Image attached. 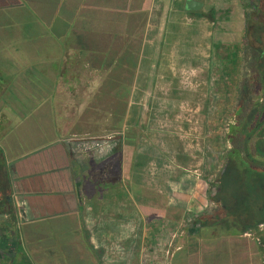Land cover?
Returning a JSON list of instances; mask_svg holds the SVG:
<instances>
[{"label":"crops","instance_id":"0c3cea01","mask_svg":"<svg viewBox=\"0 0 264 264\" xmlns=\"http://www.w3.org/2000/svg\"><path fill=\"white\" fill-rule=\"evenodd\" d=\"M244 31L241 0H0V264H138L139 217L168 264H264L201 175Z\"/></svg>","mask_w":264,"mask_h":264},{"label":"trees","instance_id":"16d2710c","mask_svg":"<svg viewBox=\"0 0 264 264\" xmlns=\"http://www.w3.org/2000/svg\"><path fill=\"white\" fill-rule=\"evenodd\" d=\"M241 2L245 10L244 72L228 108L233 122L223 138L231 147L212 184L213 199L224 206L216 225L223 222L224 214L228 216L226 225L233 231L227 234L232 236L258 231L264 221V0ZM124 140L131 145L127 135Z\"/></svg>","mask_w":264,"mask_h":264},{"label":"rangeland","instance_id":"374dc122","mask_svg":"<svg viewBox=\"0 0 264 264\" xmlns=\"http://www.w3.org/2000/svg\"><path fill=\"white\" fill-rule=\"evenodd\" d=\"M217 109V114L216 118L214 120V116L212 120H209L208 118L206 119V122L204 123V127L199 123L200 127V132L201 133H206V139L203 138V142L205 140L204 145V154L202 156L204 165L202 169V178L208 183V184H216L219 174L222 170L223 164L226 159V152L230 149L231 145L224 141V135L227 133L228 130V125L231 124L232 117H231V109H228V107L225 106V110L222 105H218L216 107ZM227 111V112H226ZM226 112V113H225ZM222 113H225L224 115ZM144 121L140 123L141 126H143ZM220 139V140H219ZM201 144L202 141L200 140ZM210 186V188H211ZM214 190V189H213ZM211 191V189H210ZM222 206V205H221ZM219 206L217 205L216 207L210 206V210H215ZM220 212H224L221 210ZM223 222L220 223V225H217L213 229H215L216 233L218 236H223L227 234L228 232H232L233 228L228 227L226 224L228 223V220L230 219L228 216H225V214L221 217ZM143 219L145 218L139 217L138 218V226L141 225V228L139 229L137 233V261L138 264H158L162 263V261H167V263L170 260V257H165V250L168 248V243H174L176 240V237H178L179 233L175 232L173 235H176L174 238H172V235L169 234L171 229L165 230V232H162L161 235L158 236V240L153 241V243L147 244L146 242L148 241L149 238H147V233L145 230L146 223L143 222ZM186 223V221H185ZM181 225L183 226V224ZM188 224V223H187ZM175 226H172L174 228ZM261 228L258 227V232L257 234H253V238H256L255 236L258 237L259 240L260 237H264V231L260 230ZM144 232V233H143ZM208 231L202 232V236L204 240L208 238ZM168 237L165 242L162 241V239ZM206 238V239H205ZM162 241V242H161ZM174 241V242H173ZM164 244V245H163ZM163 259V260H162Z\"/></svg>","mask_w":264,"mask_h":264},{"label":"built area","instance_id":"2783aa9c","mask_svg":"<svg viewBox=\"0 0 264 264\" xmlns=\"http://www.w3.org/2000/svg\"><path fill=\"white\" fill-rule=\"evenodd\" d=\"M173 234H172V238H174L176 236V235H173ZM245 235L248 236V237L250 236L249 233H245ZM172 244H173L172 242L169 243L168 246H167L168 248L164 252L166 258L169 257V256H172V253H173V250H174L173 249L174 246ZM158 264H168V263H167V261H162V263H158Z\"/></svg>","mask_w":264,"mask_h":264},{"label":"water","instance_id":"95a60500","mask_svg":"<svg viewBox=\"0 0 264 264\" xmlns=\"http://www.w3.org/2000/svg\"><path fill=\"white\" fill-rule=\"evenodd\" d=\"M187 6L190 10H197L201 7V4L196 1H188Z\"/></svg>","mask_w":264,"mask_h":264},{"label":"flooded vegetation","instance_id":"af4514ba","mask_svg":"<svg viewBox=\"0 0 264 264\" xmlns=\"http://www.w3.org/2000/svg\"><path fill=\"white\" fill-rule=\"evenodd\" d=\"M224 208V206H222ZM261 229L260 230H263L264 231V221L259 224V226ZM260 246H261V249H262V252H263V258H264V237L261 238L260 240Z\"/></svg>","mask_w":264,"mask_h":264}]
</instances>
